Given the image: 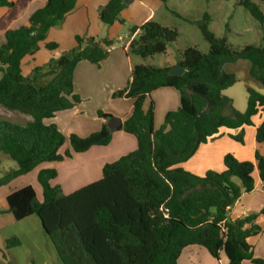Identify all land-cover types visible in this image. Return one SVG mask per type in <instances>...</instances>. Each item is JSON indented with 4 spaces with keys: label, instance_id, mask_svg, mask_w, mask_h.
Here are the masks:
<instances>
[{
    "label": "trees",
    "instance_id": "obj_1",
    "mask_svg": "<svg viewBox=\"0 0 264 264\" xmlns=\"http://www.w3.org/2000/svg\"><path fill=\"white\" fill-rule=\"evenodd\" d=\"M76 3L46 0L27 25L7 30L0 38V106L32 117L25 126L0 120V165L8 160L16 165L0 177V187L42 164L71 158L70 151L60 152L67 140L74 152L82 153L109 145L114 132L122 130L137 138L138 148L107 163L102 179L68 195L60 185L52 184L58 170L42 168L37 180L43 199L39 200L35 188L28 185L7 196L6 211L16 221L38 217L63 264H178L182 251L191 245L204 247L216 259L224 252L229 264L245 260L264 264V258H256L248 242L261 232L256 224L258 214L228 218L242 194L254 190L256 170L264 182V157L257 151L255 164L227 154L222 172L208 171L204 176L178 167L222 129L243 130L253 125V117L259 112L264 117V95L252 87L247 88L248 104L243 113L224 95L239 81L225 65L238 61H248L250 79L264 87V47L234 50L226 38L215 37L205 14L196 24L210 44L208 53L196 47L183 51L180 63L185 72L181 76L171 75L169 66L134 65L127 85L112 94L115 99L134 100L131 116L122 120L98 111L103 120L99 131L67 138L55 124L46 125L44 120L78 106L81 98L74 93L77 65L88 61L101 67L113 42L104 40L95 46L94 38L77 37L75 48L34 68L27 76L22 72V61L39 50L50 29L71 14ZM238 3L264 25V12L254 0ZM15 6L12 0H0V8L13 10ZM125 6V0H110L99 11L100 22L109 26L121 22ZM138 32L128 53L144 60L165 54L179 37L177 29L156 21L130 29L131 34ZM57 47L47 44L50 51ZM165 87L180 92L181 105L168 112L162 127L155 131L154 103L147 112L143 107L153 91ZM232 137L244 142L242 133ZM256 141L264 142V122L256 129ZM19 244L15 237L6 241L7 248Z\"/></svg>",
    "mask_w": 264,
    "mask_h": 264
},
{
    "label": "crops",
    "instance_id": "obj_2",
    "mask_svg": "<svg viewBox=\"0 0 264 264\" xmlns=\"http://www.w3.org/2000/svg\"><path fill=\"white\" fill-rule=\"evenodd\" d=\"M12 1L16 4L13 10L7 7L0 8V38L7 30L27 25L30 16L46 3V0ZM109 1L77 0L75 10L60 24L50 29L46 40L40 43L39 50L34 55L26 56L22 61V72L27 76L34 68L45 65L51 59L58 58L63 52L75 48L77 37L94 38L97 44L104 40L113 42V45L108 49V58L101 63V67L88 61H82L77 65L74 72V93L81 98L78 106L58 112L54 117L44 120L46 125L55 124L67 138L71 134L87 137L91 133L99 131L103 120L98 116V111L126 120L131 116L134 109L133 99H115L112 97L115 91L123 89L127 85L131 79L134 65L140 64L136 56L128 53L131 42L139 32L131 34L128 30L132 26L140 27L149 21H155L158 9L162 4L157 0H147L146 2L141 0V8H138L130 6L135 0L130 3L126 2V6L120 15L121 22L109 26L99 20L100 9ZM49 43L57 44V49L48 50L47 44ZM175 64L166 63L163 66L174 67ZM243 80L246 81V84L253 82L247 80L246 76ZM246 91L245 102L239 107L236 106L234 95H228L233 101L234 109L241 113L247 109L248 90L246 89ZM151 103H154V130L157 131L164 124L167 113L176 111L180 107V92L173 87L157 89L146 99L144 111L149 110ZM230 113L231 111L228 109L226 114L229 115ZM24 117L27 119L26 124L32 121L31 116L26 115ZM263 122L264 117L259 112L253 117L252 126L245 127L243 130L222 129L218 136L202 144L190 160L178 167L199 176H204L208 171L222 172L224 170V157L227 154L235 155L240 161H253L257 164L256 152L258 151L264 157V142L258 144L256 141V129ZM241 133L243 134V143L232 137ZM137 148V138L122 130L114 132L109 145L94 146L82 153L74 152L69 140H67L60 152L70 151L72 153L71 158H67L61 163L42 164L29 174L15 179L9 185L0 187L1 223L4 222L2 221L3 216L9 217L8 223L16 221L12 214L6 211V198L12 192L32 185L36 190L38 199H43L42 187L37 180L40 169L55 167L58 170V177L52 181L53 185H60L58 180H88L84 182L83 186L81 185L75 190L71 189L70 193H66L68 195L102 179L103 167L107 163H113ZM0 166L3 167V164ZM255 179L254 190L242 194L240 199L231 207L228 218L237 220L251 214H258L256 224L261 227V232L257 236L249 238L248 242L253 246L254 256L264 258V214H260L264 208V182L261 181L258 170L255 172ZM72 185H74V181L71 184L67 182L66 186L70 188ZM3 226L4 224L2 228ZM178 264H229V260L224 252H221L219 259H216L204 247L191 245L182 251ZM242 264L253 263L245 260Z\"/></svg>",
    "mask_w": 264,
    "mask_h": 264
},
{
    "label": "rangeland",
    "instance_id": "obj_3",
    "mask_svg": "<svg viewBox=\"0 0 264 264\" xmlns=\"http://www.w3.org/2000/svg\"><path fill=\"white\" fill-rule=\"evenodd\" d=\"M143 1L146 2L147 0ZM157 1L161 2L162 5L158 9L155 21L164 27L177 29L179 37L175 42L169 44L165 54H159L145 60L136 56L140 63L155 67H163L166 63L177 64L181 59V54L188 47H196L202 53H208L210 44L196 24L197 21L202 20L205 14H208L210 18L209 29L215 37L226 38L227 43L234 50H240L246 46L264 47V25L256 21L245 7L239 5V0ZM254 2L264 12V1L254 0ZM141 4V0H135L130 6L141 8ZM249 69L250 63L248 61H238L225 65V70L234 73L239 79L237 84L224 93L226 96L234 95L237 107L245 102L246 89L249 86L264 95V87L250 79ZM245 76L247 80L253 82L246 84V81L243 80ZM24 116L26 115L8 111L0 106V120L25 126L27 119ZM2 164L0 177L16 167L15 163L9 160ZM72 181H74V185L68 188L67 182L71 184ZM85 181L88 180H58L57 182L62 187L63 193L66 194L71 189L75 190L77 187L83 186ZM8 218L3 216V228L0 220V264H63L55 244L45 234L38 217L32 216L13 223H8ZM14 237L20 241V244L7 248L6 241ZM4 238L7 240H3ZM56 243L59 245L58 241Z\"/></svg>",
    "mask_w": 264,
    "mask_h": 264
},
{
    "label": "water",
    "instance_id": "obj_4",
    "mask_svg": "<svg viewBox=\"0 0 264 264\" xmlns=\"http://www.w3.org/2000/svg\"><path fill=\"white\" fill-rule=\"evenodd\" d=\"M127 3L132 2V0H126ZM98 44L95 43V46H97ZM185 72V69L183 68V66L181 65V63H177L174 67H172V69L170 70L171 75L174 76H181L183 75Z\"/></svg>",
    "mask_w": 264,
    "mask_h": 264
}]
</instances>
